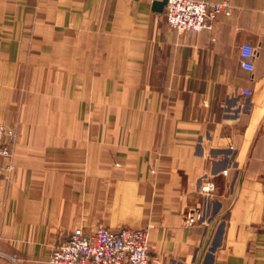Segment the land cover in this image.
Here are the masks:
<instances>
[{"label": "crops", "instance_id": "0c3cea01", "mask_svg": "<svg viewBox=\"0 0 264 264\" xmlns=\"http://www.w3.org/2000/svg\"><path fill=\"white\" fill-rule=\"evenodd\" d=\"M153 1L0 0V264L79 227L147 229L148 264H264V0L198 33Z\"/></svg>", "mask_w": 264, "mask_h": 264}, {"label": "built area", "instance_id": "2783aa9c", "mask_svg": "<svg viewBox=\"0 0 264 264\" xmlns=\"http://www.w3.org/2000/svg\"><path fill=\"white\" fill-rule=\"evenodd\" d=\"M232 6L229 1L167 0L164 17L167 26L177 33L201 32L211 27L219 16H229ZM257 50L250 44L239 47L240 67L249 73L254 70ZM250 95L248 90L242 91ZM15 135L12 129L0 124V175L3 173L2 159L9 157ZM213 184L202 187V193H211ZM200 207L188 209L184 224L192 227L200 222ZM149 232L147 229L123 227L117 230L98 229L85 233L74 230L68 239L55 246L49 255L50 264H148Z\"/></svg>", "mask_w": 264, "mask_h": 264}, {"label": "water", "instance_id": "95a60500", "mask_svg": "<svg viewBox=\"0 0 264 264\" xmlns=\"http://www.w3.org/2000/svg\"><path fill=\"white\" fill-rule=\"evenodd\" d=\"M167 3V0H161V1H153L152 2V10L158 13H161ZM212 230V229H211ZM208 240L206 241L207 244Z\"/></svg>", "mask_w": 264, "mask_h": 264}, {"label": "rangeland", "instance_id": "374dc122", "mask_svg": "<svg viewBox=\"0 0 264 264\" xmlns=\"http://www.w3.org/2000/svg\"><path fill=\"white\" fill-rule=\"evenodd\" d=\"M0 124H2V123H0ZM4 125V124H3ZM6 126V125H5ZM7 127V126H6ZM7 128H9V127H7ZM9 129H12V128H9ZM12 131L14 132V135H15V140H16V133H15V130L14 129H12ZM15 140H14V142H15ZM11 149H10V154H9V156H11V154H12V145H11V147H10ZM3 170H4V168H3ZM2 175V174H1ZM202 191V190H201ZM120 228H123V227H120ZM120 228H118V229H120ZM129 228H131V227H129ZM76 229H81L83 232H85L82 228H76ZM76 229H74V230H76ZM103 229H109V228H103ZM134 229H143V228H134ZM73 230V231H74ZM110 230H117V229H110ZM72 231V232H73ZM71 232V233H72ZM86 233V232H85Z\"/></svg>", "mask_w": 264, "mask_h": 264}]
</instances>
